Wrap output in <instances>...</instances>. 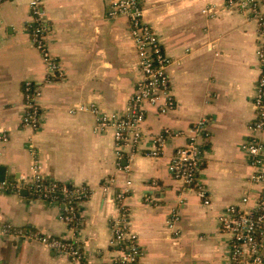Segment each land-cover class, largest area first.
I'll use <instances>...</instances> for the list:
<instances>
[{"label":"crops","instance_id":"1","mask_svg":"<svg viewBox=\"0 0 264 264\" xmlns=\"http://www.w3.org/2000/svg\"><path fill=\"white\" fill-rule=\"evenodd\" d=\"M111 0H44L50 49L66 76L44 85L40 128L23 126V83L45 77L41 53L27 31L31 0H8L0 7V166L17 181L31 172L34 154L43 175L71 185H87L81 202L83 224L74 232L61 218L63 205L33 198L27 189L0 192V214L14 226L64 238H77L85 264H109L111 220L118 215L117 194L128 188L131 229L143 250L141 264H229L230 238L220 215L258 187L242 145L254 134L253 98L262 69L258 23L248 13L229 9L225 0H140L145 19L157 31L170 67L177 106L166 114L147 105L142 149L165 128L188 132L209 119L199 182L209 192L205 205L185 191L169 172L185 135L168 140L157 158L138 153L118 164L114 129L96 131V114L125 109L139 79L138 56L128 18H108ZM264 10V0H260ZM264 142V132L257 133ZM128 166V167H126ZM2 174V171H0ZM130 182V184H128ZM155 182V185L152 183ZM174 210L179 221H169ZM264 253V238H263ZM0 264H78L45 245L0 233Z\"/></svg>","mask_w":264,"mask_h":264},{"label":"built area","instance_id":"2","mask_svg":"<svg viewBox=\"0 0 264 264\" xmlns=\"http://www.w3.org/2000/svg\"><path fill=\"white\" fill-rule=\"evenodd\" d=\"M6 1L8 0H0V7ZM43 4L44 0H31L27 31L33 45L42 55L45 77L42 81H24L22 90L21 122L23 126L35 130L40 128V98L44 85L66 76L65 68L50 49L49 23L45 18ZM225 6L248 13L257 21L258 58L262 69L253 98L255 117L249 125L254 134L242 145L253 168L250 179L258 190L255 195H244L240 204L229 205L222 211L221 230L230 238L229 264H264V142L255 136L264 132V10L260 0H225ZM107 16L114 19L124 16L129 19L131 35L137 49L139 79L123 111L106 113L96 106H81L79 110L89 109L96 114V131L114 129L120 167L122 160L131 161L140 152L149 157H160L169 139L180 134L185 135L186 143L178 146L170 158L169 172L175 180L182 183L185 191H194L205 205L211 204L208 189L199 182L205 147L210 135L209 119L203 117L194 122L186 133L165 128L150 137L152 147L142 149L147 105L155 107L160 114H166L177 106L170 76L173 60L166 53L157 31L146 21L145 8L140 0H111L107 6ZM8 141L9 134L0 131V143ZM32 153L34 157L30 175L22 176L17 181L0 180V192L19 193L27 189L33 198L62 204L61 218L72 231L79 232L83 224L80 204L91 196L92 189L87 185H71L46 178L34 150ZM152 184L155 185V182ZM116 197L118 215L111 220L109 240V248L116 254L111 257L109 264H141L143 250L138 234L131 229V209L126 203L128 188L122 189ZM179 219V214L174 210L169 221L170 226L173 227ZM0 233L3 236L41 243L78 264L87 262L82 245L75 237L64 238L36 229L17 227L3 220L1 214Z\"/></svg>","mask_w":264,"mask_h":264},{"label":"water","instance_id":"3","mask_svg":"<svg viewBox=\"0 0 264 264\" xmlns=\"http://www.w3.org/2000/svg\"><path fill=\"white\" fill-rule=\"evenodd\" d=\"M0 171H2V174H0V180H4L6 178L5 168L0 166Z\"/></svg>","mask_w":264,"mask_h":264}]
</instances>
